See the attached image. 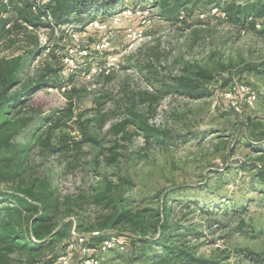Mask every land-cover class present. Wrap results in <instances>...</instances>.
Here are the masks:
<instances>
[{
	"label": "rangeland",
	"instance_id": "374dc122",
	"mask_svg": "<svg viewBox=\"0 0 264 264\" xmlns=\"http://www.w3.org/2000/svg\"><path fill=\"white\" fill-rule=\"evenodd\" d=\"M163 1L121 0L109 15L0 32V70L32 48L27 35L40 46L9 90L35 83L25 107L33 120L12 140L28 154L0 162V191L45 182L56 203L48 224L62 236L47 238L38 264H149L159 231L152 238L146 223L157 211L198 257L253 264L239 256L253 253L264 264V16L236 8L260 0H195L176 13ZM181 77L206 93L179 92ZM140 122L164 136L146 140ZM106 181L132 209L116 230L91 198ZM131 222H142L148 242L132 246Z\"/></svg>",
	"mask_w": 264,
	"mask_h": 264
},
{
	"label": "trees",
	"instance_id": "16d2710c",
	"mask_svg": "<svg viewBox=\"0 0 264 264\" xmlns=\"http://www.w3.org/2000/svg\"><path fill=\"white\" fill-rule=\"evenodd\" d=\"M121 0H47L40 6L32 5L29 0H7L8 5H3L0 0V32L12 33L24 29L26 32L30 29L33 33L39 28L55 29L67 23L72 15L80 17V20H87L92 15L106 14L113 12ZM167 0L163 1V4ZM195 0H172L170 13H176L178 10L187 5L188 2ZM8 7L14 11L11 16ZM231 7H229L230 9ZM237 12L242 14L251 13L255 16H264V0L249 3L245 6L238 5ZM14 19V20H13ZM68 24V23H67ZM8 26V27H7ZM7 27V28H6ZM30 48L25 54L7 59L6 64L9 67L0 70V162H11V158H24L28 154L27 148L14 150L15 144L13 138L19 132L26 128L33 117L26 112V105L29 97L35 90V83L29 82L20 91L10 94L9 90L19 84L18 74L26 66L27 61L34 55L35 50L40 48L38 37L27 35L24 39ZM53 49H49V53ZM253 69H256L254 67ZM198 76L210 80L212 74L207 71L199 70ZM43 79L38 80L42 83ZM176 89L188 96H199L206 93L205 89H200L199 81L190 77H181L175 82ZM31 110V109H30ZM13 111L17 112L13 115ZM25 112V113H23ZM140 128L146 138L150 140L157 136H164L154 125L146 122H140ZM40 140H36L38 143ZM15 154V155H14ZM7 166V164H4ZM259 177L264 183V172L261 171ZM120 186L111 181H106L103 185L94 190L92 199L96 204L106 206L110 210L107 223L109 229L116 230L125 221H131L132 209L129 203L123 200ZM116 189V190H115ZM46 183L42 182L35 191L34 183L23 189H18V193H7L0 191V264H12L10 255L16 253L20 256L26 255L27 260L17 264H38V259L44 252V242L47 238L55 240L62 236L59 224H48L51 220V213L56 207V203L46 201ZM68 199V198H67ZM104 204V205H103ZM72 211L67 210L66 214L70 215ZM147 228L151 229L150 236L153 238L154 233L159 231V238L154 241L159 242V253L152 259L149 264H226L221 260L205 259L194 255L187 245L181 244L179 239H174L177 235L174 232L169 235L171 228L175 227L168 223L166 216L161 218L159 211L156 212L154 219L147 221ZM145 226V225H144ZM103 227L99 228V231ZM174 230H177L176 227ZM131 232L136 233L138 238L132 240L134 247L136 242L145 244L146 234L141 223L131 222ZM181 236V235H179ZM39 241L34 245L31 238ZM24 251V252H23ZM242 259L250 260L253 264H261L263 259L254 257L253 253L239 254ZM50 264L53 260L47 261Z\"/></svg>",
	"mask_w": 264,
	"mask_h": 264
}]
</instances>
